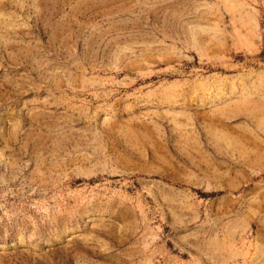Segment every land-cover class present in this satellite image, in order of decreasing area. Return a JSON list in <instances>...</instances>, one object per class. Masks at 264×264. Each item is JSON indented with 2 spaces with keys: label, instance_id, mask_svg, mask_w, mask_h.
<instances>
[{
  "label": "rangeland",
  "instance_id": "obj_1",
  "mask_svg": "<svg viewBox=\"0 0 264 264\" xmlns=\"http://www.w3.org/2000/svg\"><path fill=\"white\" fill-rule=\"evenodd\" d=\"M0 264H264V0H0Z\"/></svg>",
  "mask_w": 264,
  "mask_h": 264
}]
</instances>
